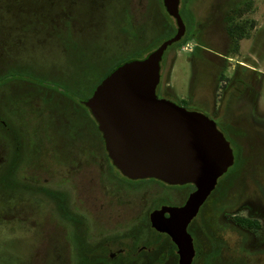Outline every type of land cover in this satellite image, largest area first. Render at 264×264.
Returning <instances> with one entry per match:
<instances>
[{
  "label": "rangeland",
  "instance_id": "374dc122",
  "mask_svg": "<svg viewBox=\"0 0 264 264\" xmlns=\"http://www.w3.org/2000/svg\"><path fill=\"white\" fill-rule=\"evenodd\" d=\"M187 11L193 30L164 52L156 96L213 117L237 145L228 99L243 82L254 118L264 115V0H188ZM166 24L161 0H0V76H31L0 86V264H176L171 242L147 216L181 205L188 188L122 178L87 109L38 83L69 90L137 51L143 58ZM251 144L242 141L243 155ZM229 183L230 174L218 179L190 226L193 264L218 243L212 264H264L248 248L250 235L221 217L243 193L241 175L233 192ZM44 191L62 193L78 224L62 220Z\"/></svg>",
  "mask_w": 264,
  "mask_h": 264
},
{
  "label": "water",
  "instance_id": "95a60500",
  "mask_svg": "<svg viewBox=\"0 0 264 264\" xmlns=\"http://www.w3.org/2000/svg\"><path fill=\"white\" fill-rule=\"evenodd\" d=\"M161 4L172 21L173 35L143 58L116 66L81 103L121 177L193 186L183 205L161 206L147 216L149 227L174 246L176 264H192L194 249L187 225L233 158L212 120L155 94L161 58L185 32L179 0H161Z\"/></svg>",
  "mask_w": 264,
  "mask_h": 264
},
{
  "label": "flooded vegetation",
  "instance_id": "af4514ba",
  "mask_svg": "<svg viewBox=\"0 0 264 264\" xmlns=\"http://www.w3.org/2000/svg\"><path fill=\"white\" fill-rule=\"evenodd\" d=\"M247 84H248L247 82H243L244 88L243 90L240 89V91L235 92L234 100L231 101V98L228 99V103L230 105L229 110L232 115V121H230V123L232 126L235 125L236 127H238V129L232 130V133L230 135H234L235 137H237L236 140L239 141V144L235 145L231 141V139L227 137L226 135L227 131L224 128L220 127L219 123L213 117H210L207 114L204 116L214 122L215 128L216 125L220 127L222 133L228 140L225 141L228 143L232 153V158H233L232 165L219 178H223L230 174V183L228 189L232 190L233 187L235 188L237 176L241 175V184H242L241 188L243 190V193L241 194V198L239 199L238 203L234 204L233 208L224 211L221 214V217L233 230L250 235L249 236L250 244L248 245V248L251 249V250L249 249L251 252L264 255V115L260 116V114H258L254 118L253 115L254 113L252 110V106H253L252 99L250 95L244 94L246 91ZM155 92H156L155 94L157 95V87ZM241 127H243V129ZM247 138H250V140H252V144L250 146H247V152L246 154L243 155L242 154L244 152L243 147L246 146L242 145V141H244V139ZM217 181L214 189L210 192L204 203L199 207L195 217L187 225V233L190 235L192 239L194 256L197 247L194 244L193 232L190 229V226L192 222L195 221L201 215V211L204 205L217 192L218 190ZM169 187L188 188V193L183 203L185 202L189 193H191L194 189L193 186L189 184L183 186H169ZM222 193H224V189ZM183 203L181 205H183ZM162 206H169V205H162ZM179 206H173V207H179ZM227 215L229 218H226ZM253 235L256 236V239L252 238ZM257 239H258L257 242L258 244H256L254 241ZM215 248H219L220 251L222 246L220 243H218L216 247L213 248V250H215ZM218 254L215 256V259L217 258Z\"/></svg>",
  "mask_w": 264,
  "mask_h": 264
},
{
  "label": "trees",
  "instance_id": "16d2710c",
  "mask_svg": "<svg viewBox=\"0 0 264 264\" xmlns=\"http://www.w3.org/2000/svg\"><path fill=\"white\" fill-rule=\"evenodd\" d=\"M187 3H188V0H179V5H178V14H179V16H180V18L184 24V27H185L184 35L182 36V38L178 42H176L175 44L168 47L167 50L176 48L179 45H181L182 43H184L193 30V19H192L190 13L187 11ZM173 33H174L173 25L166 24L162 30V34H160L155 39V42L158 43L160 41H164V40L168 39L169 37H171L173 35ZM133 55H138L141 58L142 57V51H137ZM131 59L132 58H127L125 60H121V61L116 62L115 64H112L109 68H107L105 70V72H103V74H101L99 76H97L96 74L95 75L93 74L91 76L92 79L88 78V75H85L84 79H80V80H77L75 82L72 81L70 83L71 89H69V90H65L62 86H60L56 83H44V82H40V81H38V83H39V85H43L46 88H55V87L61 88L63 93H65L67 96L74 98L81 106H83L81 102L86 100L90 96V94L93 91V89L95 88V86L109 72H111L116 66H118L122 62L131 60ZM162 60H163V56H162L161 61ZM96 76H97V78H96ZM22 78L30 79L31 76L28 72H25V71H8L5 74L0 76V86L8 83L11 80L22 79ZM111 168L114 169L113 167H111ZM114 171L117 172L115 169H114ZM148 181H153V180H148ZM44 193L54 203L55 209H56L59 217L62 220H64L65 222H67L71 225L78 224V222H79L78 219L75 216L71 215L67 211L66 206H65V197L62 193L52 192V191H44ZM171 246L173 249H175L172 244H171ZM218 252H219V248H215V250L212 249L211 252L205 256L204 264H212L213 260L215 259V256L218 254ZM196 256H197V250H196V253H195L193 260L196 258ZM192 264H193V261H192Z\"/></svg>",
  "mask_w": 264,
  "mask_h": 264
}]
</instances>
